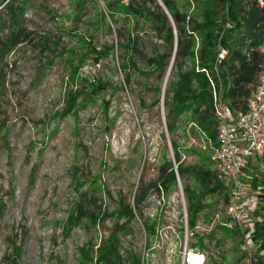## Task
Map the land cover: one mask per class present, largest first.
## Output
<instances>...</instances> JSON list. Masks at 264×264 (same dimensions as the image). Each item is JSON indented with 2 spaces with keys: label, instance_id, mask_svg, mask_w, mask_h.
Segmentation results:
<instances>
[{
  "label": "rangeland",
  "instance_id": "obj_1",
  "mask_svg": "<svg viewBox=\"0 0 264 264\" xmlns=\"http://www.w3.org/2000/svg\"><path fill=\"white\" fill-rule=\"evenodd\" d=\"M173 1L199 22L208 0ZM117 2L16 0L15 9L24 6L13 20L0 10V264H104L95 257L111 243L122 264L133 257L166 264L168 256V264H179L178 187L163 196L148 191L137 204L133 198L141 183L155 179L164 157L172 161L170 140L184 167L208 169L215 143L190 111L177 115L167 133V71L161 77L151 63L167 47L148 20L119 13L110 20L106 7ZM133 38L140 54L130 50ZM128 60L125 86L119 65ZM194 62L184 59L182 69ZM247 162L241 179L253 191L252 170L264 186V154ZM180 181L181 188L198 189L189 175ZM226 192L203 197L201 204L210 206L196 214L200 227L188 239L208 244V264H242L238 235L218 225ZM126 204L135 206L131 219L120 214Z\"/></svg>",
  "mask_w": 264,
  "mask_h": 264
},
{
  "label": "trees",
  "instance_id": "obj_2",
  "mask_svg": "<svg viewBox=\"0 0 264 264\" xmlns=\"http://www.w3.org/2000/svg\"><path fill=\"white\" fill-rule=\"evenodd\" d=\"M5 1L6 3L0 10L7 13L12 20L19 18L24 4L19 3V9H15L13 3L16 0H0V6ZM160 1L168 11L172 23L157 0H118L114 5H107L106 14L110 20L113 19L115 13L130 18L148 20L154 33L162 39L167 47L166 52L157 54L151 59V63L162 73L161 77L172 62L167 78L168 88L165 92L163 91V104L167 107L165 116L167 133L173 132L177 115L184 111H190L194 123L206 139L215 143L217 118L213 109L210 80L216 82L214 62L218 46L220 45L227 50V57L221 60L217 67L218 77L222 83V98L231 110H244L261 68L262 56L258 49L262 39H264V5L259 6L257 0H208L201 4L200 20L195 22L189 20L185 13L179 11L173 0ZM226 20L232 24L229 29L224 28ZM195 34H198L196 37L199 39L196 53L194 52ZM245 38L250 40L247 46L251 55L249 61H246L242 52L245 46L243 42ZM11 39L10 36L8 42ZM129 41H131L130 50L140 54L137 48V38ZM190 58L195 60L194 65L183 70L182 61ZM128 63L129 60L123 61L119 65L120 70L124 72L123 83L125 86L130 84L131 79ZM173 68H175L174 71ZM107 86L108 84L105 88ZM162 138L165 139L164 134H162ZM170 142L178 175L180 177L189 175L198 186L196 192L189 189L188 185L183 188L188 228L192 229L196 214L210 206L201 204L203 197L220 192L223 186L216 172L211 169L202 165L184 167L180 163L176 142L174 140H170ZM245 166L242 168L243 171L246 169ZM255 173L252 170L251 180L247 181L251 182L252 188L255 187L254 194L260 200H264V186L258 187L254 177ZM174 182L172 162L164 157L161 165L157 167L155 179L147 185L141 183L138 186L139 193L133 198V202L139 203L148 194V191L150 194L155 189L157 191L159 187L167 192L168 187ZM224 196L227 201V194L224 193ZM121 210L120 214L127 219L134 217L135 206L131 208L126 204L121 207ZM262 210H264V206L261 204L254 208L251 223L246 229L254 244L255 264H264V217H262ZM143 227L147 232L151 230V227L146 223H143ZM222 229L225 233L236 234L234 231ZM191 245L205 250L208 247V244H203L201 240L198 244ZM113 252L111 243L110 246L100 249L95 259L104 264H122L120 257L114 256ZM132 264H139L138 259L133 257ZM210 264L222 263L211 259Z\"/></svg>",
  "mask_w": 264,
  "mask_h": 264
},
{
  "label": "built area",
  "instance_id": "obj_3",
  "mask_svg": "<svg viewBox=\"0 0 264 264\" xmlns=\"http://www.w3.org/2000/svg\"><path fill=\"white\" fill-rule=\"evenodd\" d=\"M259 6L264 5V0H257ZM232 24L226 20L224 28H231ZM221 36V35H220ZM243 54L246 61L250 60V50L247 49L250 40L244 39ZM262 56L261 68L251 94L249 95L244 110H231L222 98V83L218 77L217 67L221 60L227 57V50L220 45L216 52L214 73L216 82L210 80L212 87L213 109L217 118L216 141L213 154L210 156L211 170L216 172L223 188L226 189L227 201L223 208V220L218 222L219 227L228 231H234L239 237L238 252L242 256V264H255L254 244L246 229L251 223L254 208L260 204L264 206V200H260L249 186L241 181V170L245 163L254 157L256 153H264V39L258 49ZM174 171V184L180 192L182 213V238L179 241V264H208L207 251L189 244V237L200 227L198 217L194 219V226L188 229L187 212L185 207L184 192L181 188L180 176L177 173L176 164L172 159ZM155 193L163 196L166 192L161 187ZM264 217V210H262ZM141 227H143V223ZM155 233V225L152 226ZM145 230V229H144ZM207 243V242H206ZM149 254V253H148ZM192 254L194 259L189 260ZM153 255V253L149 254ZM170 256L166 259V264ZM143 264V261L140 263Z\"/></svg>",
  "mask_w": 264,
  "mask_h": 264
},
{
  "label": "water",
  "instance_id": "obj_4",
  "mask_svg": "<svg viewBox=\"0 0 264 264\" xmlns=\"http://www.w3.org/2000/svg\"><path fill=\"white\" fill-rule=\"evenodd\" d=\"M157 1H158L159 5L162 7V9L164 10V12H165V14L167 15V17L169 18V20L171 21V17H170V15H169L168 11L166 10V8L163 6V4L161 3L160 0H157ZM171 23H172V21H171ZM172 26H173V24H172ZM169 72H170V68H168V70H167V72H166V75H165V78H164L163 89H164V87H165V84H166V81H167V78H168Z\"/></svg>",
  "mask_w": 264,
  "mask_h": 264
},
{
  "label": "bare ground",
  "instance_id": "obj_5",
  "mask_svg": "<svg viewBox=\"0 0 264 264\" xmlns=\"http://www.w3.org/2000/svg\"><path fill=\"white\" fill-rule=\"evenodd\" d=\"M188 258H189V260H192V259H194V256L192 254H190Z\"/></svg>",
  "mask_w": 264,
  "mask_h": 264
},
{
  "label": "crops",
  "instance_id": "obj_6",
  "mask_svg": "<svg viewBox=\"0 0 264 264\" xmlns=\"http://www.w3.org/2000/svg\"><path fill=\"white\" fill-rule=\"evenodd\" d=\"M242 172V171H241Z\"/></svg>",
  "mask_w": 264,
  "mask_h": 264
}]
</instances>
